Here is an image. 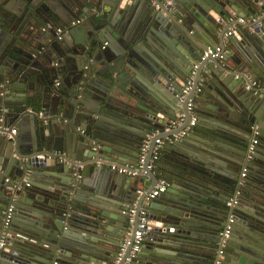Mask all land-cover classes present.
<instances>
[{
    "label": "water",
    "instance_id": "obj_1",
    "mask_svg": "<svg viewBox=\"0 0 264 264\" xmlns=\"http://www.w3.org/2000/svg\"><path fill=\"white\" fill-rule=\"evenodd\" d=\"M218 46L224 57L199 65L180 103ZM249 78L264 81V0H0V129L18 130L0 136V232L14 206L0 264H109L139 223L124 211L162 177L168 189L150 203L133 264H213L237 191L223 264H264V91L247 90ZM189 99L209 137L166 144L153 173L156 141L188 125ZM181 113L186 124L165 132ZM124 163L136 174L112 170Z\"/></svg>",
    "mask_w": 264,
    "mask_h": 264
},
{
    "label": "built area",
    "instance_id": "obj_2",
    "mask_svg": "<svg viewBox=\"0 0 264 264\" xmlns=\"http://www.w3.org/2000/svg\"><path fill=\"white\" fill-rule=\"evenodd\" d=\"M147 1L153 2L154 0H147ZM240 22H244V20L240 19ZM65 32H67V30H65L64 28L57 29L58 35L64 34ZM236 33H237V29L234 26L227 32L226 36L230 37ZM105 45H107V43ZM223 54L224 53H223V49L221 46H218L215 48H209L208 52H206L204 54V56L201 58L199 63L194 66L191 76H189L187 78V80L183 83L182 92L178 95V99H179L180 103L185 102L187 100L188 96L191 94V92L194 88V76L196 74V71H197L199 65L210 56L213 59L214 58L222 59L224 57ZM60 84H61L60 81H56V86H60ZM246 88H247V90L264 91V83H260L256 79H250L249 78L248 85L246 86ZM201 93H202V88L200 86H198L196 88V94L200 95ZM187 114H189V116H190V121H189L188 125L178 135H175V136L167 138V139H157L156 145L153 149L152 157H151V159L149 161V165H148V169L150 171H153V173L155 171H157L156 170V163L158 162L166 144H174L175 142L185 138L188 135V133L194 127L197 126L199 116L196 113V106H195V102L193 99L188 100ZM40 116H43V113H40ZM186 122H187L186 114L181 113L178 116V118L170 121L171 124H170V126L166 127L165 132H170L172 130H176L179 127L184 126L186 124ZM17 133H18V130L16 128L0 129V136H3L5 138H7L8 140L12 139L15 135H17ZM161 133L162 132L157 131L155 134L148 136L147 141L144 142V144L140 150L139 159L137 161V169H140V170L143 169L145 158H146L148 151L150 149L151 141L153 140V138L156 134H161ZM256 143H257V141L253 140L251 145L249 146V149H248L249 158L251 157L250 155H252V153L254 151V146ZM112 170L118 172L119 174H127L130 176L136 174V171H132L133 169H130V166H128V165L121 166V167L113 165ZM246 174H247V169L245 168V169H243L242 177H245ZM6 181L7 182L10 181V179H6ZM167 189H168V183H167L166 179L163 177L159 178V181L156 184V186L153 188V190L150 193L145 194V198L143 200V203L139 207L138 210H137V205L135 204L133 206L128 207L124 211V214L129 218L130 224L134 223V217H135L136 213L139 212V223H138V226H137V229L135 231L133 239H131L130 234H128L123 239L121 246L119 247V249L117 251L116 258L112 262H110L109 264H133L137 260L139 254L142 250V247H143L145 241L147 240V232H149V230H151L153 227L152 221L148 217L150 203L152 202V200L158 198L160 195L165 193L167 191ZM140 193H142V192H140ZM239 195H240V192L237 191L235 193V195L229 199V201L227 202V206L229 208L233 209L238 204ZM13 217H14V206L11 205L4 214L3 228H2V231L0 232V259H1L3 251L7 247L6 245H7V241H8L7 240L8 234H7L6 230L10 226ZM234 221H235V216H234V214H231V216L229 217V220L227 222L226 227L224 228L223 232L221 233V238H220V241L218 244V254H217V257L214 261V264H223V262H224L225 249L228 245V240L231 236V231L233 229L232 226H233Z\"/></svg>",
    "mask_w": 264,
    "mask_h": 264
},
{
    "label": "crops",
    "instance_id": "obj_3",
    "mask_svg": "<svg viewBox=\"0 0 264 264\" xmlns=\"http://www.w3.org/2000/svg\"><path fill=\"white\" fill-rule=\"evenodd\" d=\"M147 1V0H146ZM149 2V1H148ZM154 2V1H153ZM152 2V3H153ZM82 24L83 23H81L80 25L82 26ZM236 29H237V27H236ZM237 32H238V29H237ZM79 36H80V38L82 37V39H84L85 40V43H87V36H86V33H85V31H81V33L80 32H78L77 33ZM104 44H100L99 45V47H98V50H104ZM78 60L80 61V62H82V65L84 64L85 66L87 65V66H89V65H91L92 63H94V60L93 59H90V58H85V55H82L81 54V56L78 58ZM111 66H113V64H111ZM86 68V67H85ZM250 79H252V78H250ZM256 80H258L260 83H264V81L263 80H261V79H256ZM56 81H61V76L59 75V78L56 80ZM197 104L195 103V106H196ZM40 111H42V112H40ZM40 111H38V113H39V115H40V113H43V115L45 114V112L41 109ZM199 116V115H198ZM176 118H178V116L176 117ZM175 118V119H176ZM205 130V131H204ZM198 134H200L202 137H209V132H208V128L207 127H203V125H202V123H201V120H200V116H199V120H198V123H197V126L196 127H194L189 133H188V135L185 137V139H190V138H195V137H198L197 135ZM164 156V153L162 152V154H161V156H160V158H159V160H158V163H157V165H156V170H158L159 171V169H158V167H161V168H163L164 166H166L165 164H164V160L162 159V157ZM139 159V158H138ZM123 165H129V164H123ZM163 176H166L165 175V173H163ZM166 178V177H165ZM147 182V180L146 179H144L143 180V182L142 183H139V186H141V185H143V184H145ZM166 241V240H165ZM163 249V248H162Z\"/></svg>",
    "mask_w": 264,
    "mask_h": 264
},
{
    "label": "flooded vegetation",
    "instance_id": "obj_4",
    "mask_svg": "<svg viewBox=\"0 0 264 264\" xmlns=\"http://www.w3.org/2000/svg\"><path fill=\"white\" fill-rule=\"evenodd\" d=\"M13 5V4H12ZM79 21V22H78ZM76 23L77 24H81L82 23V20H77L76 21ZM65 34V33H64ZM64 34H61V35H58L59 36V39H62L64 36ZM76 41H77V47L78 48H80V49H83V48H85V40L84 39H82V37L80 38V36L78 35L77 36V39H76ZM61 84H60V86H56V81L54 82V84H53V87L55 88V89H61L62 87H64V84H63V79H61ZM248 172V171H247ZM228 202V201H227ZM235 208V207H234ZM230 209L231 208H229L228 206H227V203H226V208H225V210L228 212V219H227V221H226V223H225V227H226V225H227V222H228V220H229V217L231 216V214H232V212L230 211ZM230 212H231V214H230ZM235 216V221H234V223L236 222V215H234ZM234 223H233V226H232V228L234 227ZM224 227V228H225ZM224 228L221 230V232H220V238H221V233L223 232V230H224ZM220 238L218 239V241H217V246L216 247H214L213 248V255H215V259H216V257H217V254H218V244H219V240H220ZM215 259H214V261H215ZM213 264H214V262H213Z\"/></svg>",
    "mask_w": 264,
    "mask_h": 264
}]
</instances>
